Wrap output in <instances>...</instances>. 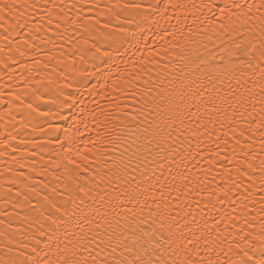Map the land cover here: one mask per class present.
Returning a JSON list of instances; mask_svg holds the SVG:
<instances>
[{
	"label": "bare ground",
	"instance_id": "6f19581e",
	"mask_svg": "<svg viewBox=\"0 0 264 264\" xmlns=\"http://www.w3.org/2000/svg\"><path fill=\"white\" fill-rule=\"evenodd\" d=\"M38 2L47 3L49 8L53 4L63 6L66 15L59 17V27L60 7L52 9L51 24L47 22L44 9L34 13L27 29L9 30L7 23L0 24V221H3L0 248L9 239L16 247L24 239L21 233L30 236L38 227L34 221L37 217L43 220L41 213L47 215L50 202L59 204L80 185L100 190L95 185L104 173L112 175L109 169L124 150V137L128 136L130 143L133 138L130 134L142 119L137 116L140 93L154 87L166 74L168 79L182 75L179 69L188 63L190 49L197 50L205 61L218 66L212 74L221 77L222 82H216L215 87L222 90L223 95H228L231 84L237 97H242L239 103L231 99L228 104L217 102L221 110L228 109L226 116L212 110L211 104L201 106L197 116H188L187 108L183 110L186 113L184 126L173 131V139L179 136L177 143L182 141L184 146L176 159L187 156L184 163L191 170L189 179L195 174L199 180L188 188H183L179 179L173 185L169 168L173 175L177 171L184 172L185 168L165 161L163 170L152 166L160 181L153 180L152 186L144 183L143 195L134 191L135 183L116 182L108 190L113 197L120 195V200L113 199L111 206L105 203L100 207L91 199L85 202L100 208L102 214L107 213V219L112 220L114 226L115 220H119L118 235L126 231V224L137 228L138 232L155 230V238L165 247L179 248L181 256L189 253L204 264L238 260L236 253L246 247L242 236H246L255 249L264 246V241L256 239L264 224V213L259 211L264 204V184H261L259 170L253 173L251 181L245 177L244 184L233 188L229 193L231 200L219 191L239 179L236 167L244 156L238 148L237 154H233L235 140L231 128H237L235 135L238 136L240 128H249V121L260 120V88L253 87L254 81L260 83L259 53L249 61L252 65L249 68L237 59L239 53L235 52L233 43L259 40L264 30L261 18L264 8L253 9L248 16L241 15L247 4L259 3V0ZM131 4H138L140 8L126 7ZM221 8L225 9L223 15ZM42 14L43 20L40 19ZM244 20L247 22L242 23ZM121 25L127 29L128 42L117 52L108 47L104 38ZM94 44L111 56L95 59ZM208 68V64L202 65L193 79L198 77L207 85L203 73ZM246 89L252 91L251 96ZM202 91L206 92L205 99L207 95L216 96L211 85ZM251 128V136L246 132L241 144L246 151L247 144H253L252 150L258 153L254 163L258 165L264 159L261 134L255 123ZM224 140L228 141L227 148ZM189 147L198 153L195 159L188 156ZM77 150L87 156V160L82 159ZM69 160L74 162L69 163ZM133 175L140 179L138 173ZM164 177H168L167 182ZM252 182L254 195L247 201V218L252 222L249 227L243 223L240 201L246 194L245 187ZM176 185H180V191ZM213 192L215 196L211 195ZM132 196L136 199H131ZM218 198L221 202H217ZM232 200L237 203L233 205ZM229 214L232 220L228 219ZM92 219L104 224L99 216ZM84 227L87 230L89 225ZM91 227L95 229V224ZM100 232L106 240L103 227ZM229 247L232 252H228Z\"/></svg>",
	"mask_w": 264,
	"mask_h": 264
},
{
	"label": "snow or ice",
	"instance_id": "6c2138e0",
	"mask_svg": "<svg viewBox=\"0 0 264 264\" xmlns=\"http://www.w3.org/2000/svg\"><path fill=\"white\" fill-rule=\"evenodd\" d=\"M56 7H60V12L57 14V27H59V17L66 15L62 5L53 4L52 8H49L47 3L40 4L38 0H0V24L7 23L9 30L27 29L32 23L34 13L40 9L45 10L47 22L51 24L53 22L51 18L52 9ZM126 7L138 9L140 5L131 4ZM174 7L182 6L174 5ZM202 7L209 6L203 5ZM235 7L240 9L245 8L244 5H235ZM262 8H264V0H259V3H249L246 5V11H243L241 15L248 16V14L253 12V9L260 11ZM209 10L211 9L209 8ZM220 12L223 15L225 9L221 8ZM261 18L264 19V17ZM40 19H45V16L42 14ZM246 22V20L242 21V23ZM85 28L87 29V25H85ZM235 30L233 29V31ZM224 31H227V28H224ZM104 41L109 48H113L119 52V48L128 42L126 27L121 25L117 31L108 33ZM233 43L235 44V52L239 53L237 59L241 64H246L249 68L252 67L249 61L256 57L257 52L259 53L261 61L260 83L257 84L254 81L253 87L260 88L259 103L262 107L260 109V120L258 122L255 119L249 121V128H240L238 136L235 135L237 128H231L235 140L233 154H237L238 148L240 152L244 153V156L241 163L236 167L239 179L234 181L233 184H226L219 189L230 200L229 193L233 188L244 184L243 178L245 177L251 181V177L257 169L260 172L261 184H264V159H261L258 165L255 164L254 161L258 157V153L252 150L253 144H247V151L241 144V139L245 137L246 132L249 133V137L251 136L253 131L251 124L255 123L256 129L261 134L260 147L264 151V30L261 31L260 38L256 42L250 41L247 44H241L234 41ZM93 48L95 49L93 56L97 60L105 56H111L110 52L107 50L101 51V48L95 44ZM184 59V55H181V60ZM187 59L188 63L179 69L182 75L168 79L166 74L165 78L159 79L154 87H149L140 93L137 116H142V119L130 134L133 137L131 142L129 143L128 136L124 137V150L118 161H112V167L109 169L112 175L108 176L107 173H104L95 185V188L100 190L95 191L92 187L80 185L66 200L61 201L59 204L50 202L49 207L46 209L47 215L41 213L43 220L41 221L40 217H37L34 221L38 224V227L30 236L27 233H21L24 239L19 241L16 247L12 246L13 241L9 239L0 248V264H204L202 260L192 258L189 253L181 256L179 248L165 247L159 239L155 238V230L149 232L147 229H142L138 232L137 228L126 224V231L118 235L116 229L120 227V221L115 220L114 226L113 221L107 219V213L102 214L100 208L86 204L85 202L86 199H91L99 203L100 207H103L105 203L111 206L113 199L120 200V195L113 197L108 190L116 182L122 185L135 183L136 187L134 191H138L139 194L143 195L144 192L141 189L144 183L152 186L153 180H156L157 183L160 181V178L155 176V169L152 166L155 165L163 170V162L165 161H170L177 168L180 166L185 168L184 172L177 171L175 175L172 174V170L169 168V176H171V183L173 185L179 179L183 188H188L189 184L193 183V181L199 180V176L195 174H192V179H189L191 170L184 163L187 160V156H182L179 161L176 159L177 156H181L184 146L182 141L179 144L177 143L180 140L179 136L173 139V131H179L184 126L186 113L183 110L187 108L188 116H197L201 106L211 104L212 110L226 116L228 109L223 108L221 110L217 102L228 104L231 99L239 103L242 97H237L236 92L231 88V84L228 86V95H223L222 90L215 87L216 82H222L219 75L214 77L212 74V70L218 66L205 61L203 56L198 54L197 50L190 49ZM205 64H208L209 68L205 70L203 75L206 77L207 85H211V91L216 92L215 98L207 95L205 99L206 92L202 91V89H206L207 85L198 77L197 79H193L200 72L201 66ZM190 65L191 71H188ZM141 71L143 72L145 69L141 68ZM237 86L239 87L238 80ZM246 91H248L249 96L252 95L250 89H246ZM64 103L68 104L69 101H64ZM253 110H255V106H253ZM101 114L103 115V113ZM235 115L236 109L233 106L232 116L234 117ZM105 119L107 120L108 117L105 116ZM221 126L223 127V124ZM204 130L207 131L206 128ZM191 134L196 135V133ZM185 138L187 137L185 136ZM217 139L220 140L222 138L218 137ZM87 143L86 141L85 145ZM224 144L227 148L228 141L224 140ZM197 147L199 146L197 145ZM217 147H219V144H217ZM85 150L87 151L88 149L86 148ZM68 151L71 152V148ZM77 153L82 159L87 160V156L79 153V150H77ZM196 154L198 153H194L191 147H189L188 156H192L195 159ZM73 162L69 160V163ZM78 167L79 165H77ZM133 173H138L140 179L138 180ZM97 176H100V174L97 173ZM229 179H231L230 174ZM164 180L167 182L168 177H164ZM254 186V182H252L245 187L246 194L243 195V199L240 201V210L244 215L243 223L249 227H251L252 222L247 218V201L252 200L254 193L251 189ZM161 187L163 188L164 185ZM176 188L177 191L181 190L180 185H176ZM94 191L95 195L93 196ZM163 195L162 191V198ZM211 195L215 196V193L213 192ZM131 199H136V197L132 196ZM44 200L47 201L48 197H45ZM209 202L211 203V201ZM217 202H221L219 198ZM231 202L233 205L237 203L235 200ZM38 203L41 202L38 201ZM157 208H159V204H157ZM233 211H235V208H233ZM259 211L264 213V204L261 205ZM93 216H99L100 220L104 221V224L93 220ZM172 219L175 218L173 217ZM228 219H233L230 214ZM0 223H3V221H0ZM93 224H95V229L91 227ZM85 225H89L87 230H85ZM102 227L104 235L107 236L106 240L101 236L100 229ZM108 229H112V231L109 233ZM241 239L246 241V247L240 249V245H236L237 249H240L236 253L239 259L218 260L216 264H264V246L255 249L246 236H242ZM256 239L264 241V224H262L261 233ZM232 251L233 249L229 247L228 252ZM228 252H225L224 255L227 256ZM177 257L180 258L177 259ZM208 264H212V261H209Z\"/></svg>",
	"mask_w": 264,
	"mask_h": 264
}]
</instances>
